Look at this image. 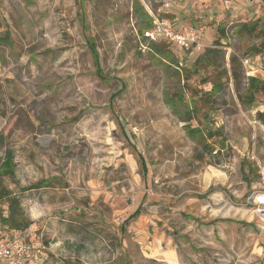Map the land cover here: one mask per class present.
Instances as JSON below:
<instances>
[{
  "label": "rangeland",
  "instance_id": "obj_1",
  "mask_svg": "<svg viewBox=\"0 0 264 264\" xmlns=\"http://www.w3.org/2000/svg\"><path fill=\"white\" fill-rule=\"evenodd\" d=\"M161 19L177 32L203 27L199 45L154 54L144 32ZM244 22L257 30L240 31ZM260 28L264 0H0V157L13 156L0 188L19 197L35 264H167L169 252L179 264H264L247 205L264 163V105L239 99L247 76L264 78ZM207 47L227 70L202 122L210 139L187 133L201 119L190 94L210 89L212 69L191 68ZM41 179L51 186L27 189Z\"/></svg>",
  "mask_w": 264,
  "mask_h": 264
},
{
  "label": "trees",
  "instance_id": "obj_2",
  "mask_svg": "<svg viewBox=\"0 0 264 264\" xmlns=\"http://www.w3.org/2000/svg\"><path fill=\"white\" fill-rule=\"evenodd\" d=\"M239 30L245 32L248 35H252L253 32L257 30V23H247L244 22L239 25ZM262 30V34H264V29ZM221 34L223 35V29H220ZM145 39V38H144ZM147 40V39H146ZM150 49L152 52L164 59H171V55L169 52H165V46L168 45L169 41L160 38L157 41H149ZM264 43V42H263ZM214 46L220 45L219 39L214 41ZM191 46V45H190ZM264 47V45H263ZM248 52L256 51L257 47L254 42L250 43L247 47ZM215 47H207L204 49L203 53L198 55L193 63L191 68L193 69H202V68H211L212 73L207 77V79L203 80L204 83L210 84V89L204 91L200 89L197 92L191 93L190 98L193 101L190 107L191 115L193 113H197V111H201V119L199 120L200 123L198 127H189L187 133L190 135V132H194V138L196 136H200L202 138L210 139L216 136V130L212 129L211 127H206L202 122L208 121L210 116V109L211 104L213 102V97L219 93H221L226 85V78H227V70L224 69L223 73L219 72V68L216 63L215 55H216ZM230 63V70L232 74V79L236 82L240 79L238 69L241 68V58L238 55H231L229 57ZM186 70V69H184ZM225 78V79H223ZM257 95L262 96V104L264 105V78H258L255 75L247 76L245 82V89L243 95L239 96L241 103L246 105H251ZM196 102L198 103L199 107L196 106ZM257 116L259 120L264 123V111L258 112ZM2 142V136H0V143ZM202 154H212L213 149L207 143H202ZM137 159L139 162L140 170L142 172V177L144 178L146 174V162L143 156L136 151L134 148ZM13 156L12 153L6 150L3 153V156L0 157V177L3 176H13ZM258 178V177H257ZM52 180L50 179H41L35 182L33 185L28 187L27 189L31 188H42L45 186H51ZM0 198L5 203V208L0 210V239H8L12 237L16 232L23 231L30 225V221L25 217L23 209L20 205L19 197L14 194L9 189L5 187L0 188ZM139 214V207H137L130 215L125 219V223L128 220L135 218ZM121 231H124L123 226L120 227ZM44 244H48L47 241H43ZM32 244L33 240H32Z\"/></svg>",
  "mask_w": 264,
  "mask_h": 264
},
{
  "label": "built area",
  "instance_id": "obj_3",
  "mask_svg": "<svg viewBox=\"0 0 264 264\" xmlns=\"http://www.w3.org/2000/svg\"><path fill=\"white\" fill-rule=\"evenodd\" d=\"M203 29V27H190L184 32H177L171 29L168 21L161 19L155 20L152 28L144 32V38L148 41L164 38L179 47L198 46L203 36ZM247 205L258 217L264 239V163L259 165L258 181L247 198ZM33 238L31 227H27L8 239H0V264H35L37 258L35 251L40 250L32 244Z\"/></svg>",
  "mask_w": 264,
  "mask_h": 264
},
{
  "label": "crops",
  "instance_id": "obj_4",
  "mask_svg": "<svg viewBox=\"0 0 264 264\" xmlns=\"http://www.w3.org/2000/svg\"><path fill=\"white\" fill-rule=\"evenodd\" d=\"M167 264H179V262L177 261L176 257H175V254L169 252V255H167L164 259Z\"/></svg>",
  "mask_w": 264,
  "mask_h": 264
}]
</instances>
